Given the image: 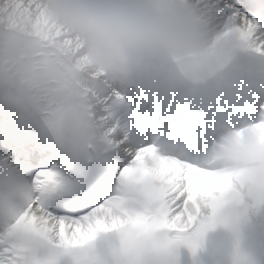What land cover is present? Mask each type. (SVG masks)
<instances>
[{
    "label": "snow or ice",
    "instance_id": "1",
    "mask_svg": "<svg viewBox=\"0 0 264 264\" xmlns=\"http://www.w3.org/2000/svg\"><path fill=\"white\" fill-rule=\"evenodd\" d=\"M206 7L232 42L264 56V0ZM183 70L203 75L197 63ZM0 92L42 121L40 139L24 141L0 118V155L27 170L0 175V264H179L211 228L235 231L245 200L264 205L216 147L192 157L134 131L110 78L43 0H0ZM255 111L246 124L264 139V101ZM233 264L251 261L237 247Z\"/></svg>",
    "mask_w": 264,
    "mask_h": 264
},
{
    "label": "clouds",
    "instance_id": "2",
    "mask_svg": "<svg viewBox=\"0 0 264 264\" xmlns=\"http://www.w3.org/2000/svg\"><path fill=\"white\" fill-rule=\"evenodd\" d=\"M48 15L81 41L90 66L109 78L127 77L143 62L162 58L199 80L216 71L218 45L198 27L185 0H43ZM197 63L203 75L183 69ZM165 151L182 150L160 145ZM216 150L241 173L251 190H264V139L246 123L229 129Z\"/></svg>",
    "mask_w": 264,
    "mask_h": 264
},
{
    "label": "bare ground",
    "instance_id": "3",
    "mask_svg": "<svg viewBox=\"0 0 264 264\" xmlns=\"http://www.w3.org/2000/svg\"><path fill=\"white\" fill-rule=\"evenodd\" d=\"M185 3L195 10V17H199L201 19L208 17L209 8L206 7V5L209 3L206 0H185ZM210 20L213 29H219L221 26H225V24L220 22L216 16L211 17Z\"/></svg>",
    "mask_w": 264,
    "mask_h": 264
}]
</instances>
